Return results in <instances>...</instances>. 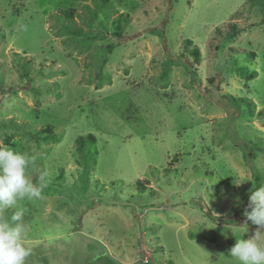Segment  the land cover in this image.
<instances>
[{
	"label": "rangeland",
	"instance_id": "374dc122",
	"mask_svg": "<svg viewBox=\"0 0 264 264\" xmlns=\"http://www.w3.org/2000/svg\"><path fill=\"white\" fill-rule=\"evenodd\" d=\"M263 21L264 0H0V144L47 174L26 264H237L260 230Z\"/></svg>",
	"mask_w": 264,
	"mask_h": 264
},
{
	"label": "clouds",
	"instance_id": "9594fccd",
	"mask_svg": "<svg viewBox=\"0 0 264 264\" xmlns=\"http://www.w3.org/2000/svg\"><path fill=\"white\" fill-rule=\"evenodd\" d=\"M34 163L35 158L27 153L0 144V264H26L31 255V248L25 245L27 209L21 202L40 199L47 177L45 173L33 181L28 169ZM9 209L13 211L6 217ZM244 216L260 230L251 238H237L230 257L237 264H264V186L249 193Z\"/></svg>",
	"mask_w": 264,
	"mask_h": 264
},
{
	"label": "trees",
	"instance_id": "16d2710c",
	"mask_svg": "<svg viewBox=\"0 0 264 264\" xmlns=\"http://www.w3.org/2000/svg\"><path fill=\"white\" fill-rule=\"evenodd\" d=\"M101 2H102V4H105V3L107 2V0H101ZM263 24H264V21H263ZM231 29H232V36L234 37V36L236 35V33H237V29H236V27H235L234 24L231 26ZM189 44H192V41H191V40L186 41V46L189 45ZM193 55H194L195 59H196V58H199L200 51H199V48H198V47H195V48L193 49ZM190 68H191V66H190ZM191 73H192V75H195V72H192V71H191ZM231 100H232V99H231ZM241 102H243V101H241ZM233 103H234L235 105H238V104H237V100H234V99H233ZM47 130L49 131V129H47ZM47 135H48L49 138H53V139L55 138V135H54V134H50V133H49V134H47ZM94 141H95V139H94L92 136H89L88 138L80 137V138L77 140V145H78L79 149L82 150L83 147L86 145L87 142H92V143H94ZM257 182H259V179H257Z\"/></svg>",
	"mask_w": 264,
	"mask_h": 264
}]
</instances>
